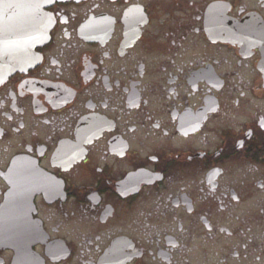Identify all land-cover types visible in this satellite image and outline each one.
<instances>
[{
	"label": "flooded vegetation",
	"instance_id": "flooded-vegetation-1",
	"mask_svg": "<svg viewBox=\"0 0 264 264\" xmlns=\"http://www.w3.org/2000/svg\"><path fill=\"white\" fill-rule=\"evenodd\" d=\"M263 30L264 0H0V264H264Z\"/></svg>",
	"mask_w": 264,
	"mask_h": 264
},
{
	"label": "rangeland",
	"instance_id": "rangeland-1",
	"mask_svg": "<svg viewBox=\"0 0 264 264\" xmlns=\"http://www.w3.org/2000/svg\"><path fill=\"white\" fill-rule=\"evenodd\" d=\"M257 176V175H256ZM257 196H253L251 199H250V201H249V203H248V209H249V211L250 212H257L258 210H257Z\"/></svg>",
	"mask_w": 264,
	"mask_h": 264
},
{
	"label": "water",
	"instance_id": "water-1",
	"mask_svg": "<svg viewBox=\"0 0 264 264\" xmlns=\"http://www.w3.org/2000/svg\"><path fill=\"white\" fill-rule=\"evenodd\" d=\"M264 31V30H263ZM241 37V35L240 34H234V39L236 40V39H239ZM43 41V40H42ZM258 45L260 46V47H262V51H263V53H264V38H262V39H260L259 40V42H258ZM262 65H263V67H264V56H263V60H262ZM262 73V79H263V86H264V72H261Z\"/></svg>",
	"mask_w": 264,
	"mask_h": 264
}]
</instances>
